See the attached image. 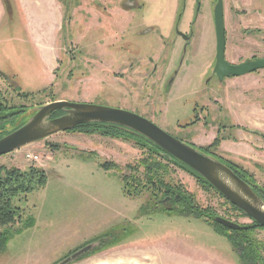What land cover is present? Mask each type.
Segmentation results:
<instances>
[{
  "label": "rangeland",
  "instance_id": "1",
  "mask_svg": "<svg viewBox=\"0 0 264 264\" xmlns=\"http://www.w3.org/2000/svg\"><path fill=\"white\" fill-rule=\"evenodd\" d=\"M88 1L63 0L65 22L55 32L45 5L41 22H31L18 0H0V71L6 74H0V99L11 107L7 111L25 109L5 121V130L24 123L37 106L64 99L134 111L197 148L208 145L190 141L199 132L196 123L203 121L217 126L221 142L222 128L231 121L212 100L225 88L213 72L217 0H199V5L196 0H96L97 8L86 5ZM222 2L226 60L264 57V0H253L250 8ZM176 26L185 33L191 30L187 43L177 36ZM51 54L56 57L53 68L47 60ZM253 72L246 85L257 80L261 97L264 68ZM197 113L199 118L193 119ZM257 121L252 131L261 136L264 150V131L259 129H264V116ZM138 141L126 133L69 129L0 155V167L25 170L33 165L47 174L43 187L13 198L21 215L6 227H23L29 216L34 225L0 249V264H57L86 244L93 247L65 264H243L210 222L165 211L169 204L160 202L163 194L156 199L147 189L136 196L124 194L122 176L130 187L147 182L140 162L147 151ZM220 142L214 153L264 186V160L244 164L221 153L226 159L218 154ZM26 151L39 160L25 159ZM170 168L166 180L182 184L209 213L251 222L217 190L176 165ZM255 235L264 241V229Z\"/></svg>",
  "mask_w": 264,
  "mask_h": 264
},
{
  "label": "water",
  "instance_id": "2",
  "mask_svg": "<svg viewBox=\"0 0 264 264\" xmlns=\"http://www.w3.org/2000/svg\"><path fill=\"white\" fill-rule=\"evenodd\" d=\"M213 19L216 40L213 71L220 80L223 77L240 76L264 68V57L247 59L239 63L226 60L222 0H217L214 5ZM170 83L171 80L167 83L166 89L169 88ZM58 110H62L63 113L52 117L53 113ZM88 122L111 123L144 136L195 170L229 202L240 208L252 220L264 226L263 199L228 165L216 156L174 137L147 117L128 109L89 102H71L64 99L49 101L37 106L29 119L0 137V155ZM214 220L230 228L240 226L239 223L220 215L215 216ZM91 245L81 246L57 264H65L74 260L90 250L93 247Z\"/></svg>",
  "mask_w": 264,
  "mask_h": 264
},
{
  "label": "trees",
  "instance_id": "3",
  "mask_svg": "<svg viewBox=\"0 0 264 264\" xmlns=\"http://www.w3.org/2000/svg\"><path fill=\"white\" fill-rule=\"evenodd\" d=\"M10 108L11 107H7L0 99V137L8 133V131L5 130V121L12 118L10 116L16 113L25 112V109L7 111V109ZM58 112L59 110L56 111V113ZM19 125L21 124L14 126L13 129ZM70 130L86 133L101 132L104 134H111L112 136H122L125 135V133L134 135L139 140L137 144L141 145L147 151V158L140 161L141 165L144 167L143 176L147 179V182H135L136 185L130 187L128 185V178L122 176V191L125 195L136 196L144 189L149 190L154 197L163 194V198L160 202L163 200L169 204L168 207H163L165 211L205 219L210 222L209 224H211L214 231L224 236L230 242L232 249L238 255L241 263L264 264V241L257 238L255 235L256 230L264 229V226L252 219L250 223H239L240 226L237 228L223 226L214 220L217 214L209 213L208 209L196 203L193 194L188 192L182 184L178 182L171 183L165 178L171 169L170 165L173 164L190 172L203 186L215 190L208 181L191 167L176 159L144 136L119 125L104 122H88L75 125ZM222 138V136L217 134L211 143L202 148H198L219 158L214 153V150L218 147ZM219 159L228 165L240 178L245 180L264 201V186L256 183L254 177L242 169V167H237L229 161H225L221 158ZM101 167L105 170L108 169L105 164H101ZM135 178L136 177L132 175L134 181H136ZM46 182L47 174L43 168L33 165L25 170H20L13 166L8 168L3 166L0 167V227H5L0 230V249L5 248L6 243L14 234L19 233L25 227L34 225L33 217L29 216L26 218L24 225H22L23 227H17L13 230L6 227L7 225L11 226L15 218H19L21 215L19 208L13 204V198L19 193L30 192L35 188L43 187ZM216 192L219 193L218 191ZM219 194L223 197L221 193ZM231 206L239 210L243 215H246L240 208H237L233 204H231ZM153 207L155 208L158 206L154 204Z\"/></svg>",
  "mask_w": 264,
  "mask_h": 264
},
{
  "label": "crops",
  "instance_id": "4",
  "mask_svg": "<svg viewBox=\"0 0 264 264\" xmlns=\"http://www.w3.org/2000/svg\"><path fill=\"white\" fill-rule=\"evenodd\" d=\"M95 1L96 0H89V4L86 3V5H89L90 7H93V5L96 6L93 4ZM18 2L21 10L23 13L25 12V14H27L31 22H41L40 17L43 15L40 16V14L42 12V7L45 5V8L50 10L55 23L56 31H53L57 32L59 29L62 30L66 15L63 0H18ZM228 2H231L235 7L243 8H250L254 3L253 0H228ZM97 7L98 6L95 8ZM53 31L51 33H53ZM32 35L33 37L35 36L34 32ZM47 60L50 65L49 68H53L56 64V57L53 58V54H51ZM251 74H254V72L245 73V75L243 74L240 76H228L223 78L221 83L222 86L225 87L224 91L212 100L214 103L216 102V104L218 101L219 114L231 121L230 124L224 125L225 127L222 128L223 130L221 132L225 138L220 142L218 154L222 156V153L223 155L231 158L238 157L241 159L242 163L247 162L248 164H260V162L264 160L262 159V157H264V153H261L264 151L261 149V136L253 132L252 129L257 127V120L264 116V103L262 98L264 95L262 94L261 97L257 96L258 90H256V88H262V86L255 85L258 84L257 80L255 81V84L250 82V86L246 85L247 81L245 80L250 78L249 75ZM208 109L209 106L206 107L205 110L208 111ZM213 120L216 123L214 118ZM196 124H198L200 128H203L204 131H200V128L197 129L199 131L198 134H200H195L190 140L191 143L199 146L209 144L216 135L217 126L213 125L211 127L210 124L205 126L203 125V121H198ZM209 129H211V131L207 135L205 132ZM259 129L260 131H264L263 128ZM226 131L230 133H227ZM225 156L222 157L228 159V157Z\"/></svg>",
  "mask_w": 264,
  "mask_h": 264
},
{
  "label": "flooded vegetation",
  "instance_id": "5",
  "mask_svg": "<svg viewBox=\"0 0 264 264\" xmlns=\"http://www.w3.org/2000/svg\"><path fill=\"white\" fill-rule=\"evenodd\" d=\"M197 5H199V0H196V2H195ZM180 18V17H179ZM178 25V24H177ZM175 29H177L176 30V34H177V36H180L181 37V39L184 41V43H187V41H188V39L191 37V30H189L188 32H183L182 30H180V29H178L177 28V26H176V28ZM215 63V62H214ZM214 66V65H213ZM214 72V71H213ZM0 74L2 75V76H4V78H6V74L5 73H3V72H1L0 71ZM215 74V73H214ZM216 75V74H215ZM228 77V76H227ZM223 78H225V77H223ZM21 109H24L23 107H21ZM207 113H208V111H206ZM63 113V111L62 110H59V113L58 114H56V112H54L53 113V115H52V117L53 116H57V115H60V114H62ZM202 113V112H201ZM197 116H199L198 115V113L194 116V118L193 119H198V118H196ZM189 123V122H188ZM188 123L186 124V125H188Z\"/></svg>",
  "mask_w": 264,
  "mask_h": 264
},
{
  "label": "built area",
  "instance_id": "6",
  "mask_svg": "<svg viewBox=\"0 0 264 264\" xmlns=\"http://www.w3.org/2000/svg\"><path fill=\"white\" fill-rule=\"evenodd\" d=\"M24 156H25V159H27L28 161L35 162L39 160V155L36 153H32L30 151H26Z\"/></svg>",
  "mask_w": 264,
  "mask_h": 264
}]
</instances>
